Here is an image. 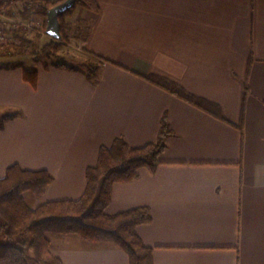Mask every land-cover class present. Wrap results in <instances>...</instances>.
I'll list each match as a JSON object with an SVG mask.
<instances>
[{"label": "crops", "instance_id": "obj_1", "mask_svg": "<svg viewBox=\"0 0 264 264\" xmlns=\"http://www.w3.org/2000/svg\"><path fill=\"white\" fill-rule=\"evenodd\" d=\"M97 2L73 20L84 26L81 53L109 60L99 83L40 63L34 87L24 79L32 69L0 65V112L22 111L0 129V178L14 164L45 169L55 180L41 198L26 193L29 205L78 199L102 146L154 142L167 117L161 165L115 184L107 213L150 208L137 231L155 264H264V0ZM148 76L210 101L220 117ZM49 239L64 264H130L109 242Z\"/></svg>", "mask_w": 264, "mask_h": 264}, {"label": "trees", "instance_id": "obj_2", "mask_svg": "<svg viewBox=\"0 0 264 264\" xmlns=\"http://www.w3.org/2000/svg\"><path fill=\"white\" fill-rule=\"evenodd\" d=\"M67 0H31L23 10L26 17L38 15L44 19V36L48 42L40 44L42 36L29 37L28 31L14 34L18 44L0 45V57L6 55H39L64 58L60 50L81 33L77 26L72 36L67 19L73 17L77 8L92 12L99 11L97 0H77L76 5L60 16L62 40L46 34L48 12ZM83 30V29H82ZM77 63L64 61L54 66L82 71L97 84L101 69L109 60L103 56L79 53ZM37 69L24 72V79L32 86L37 84ZM147 79L174 95L220 117L218 107L210 101L190 94L180 85L160 76ZM249 92L245 84L244 102ZM245 106V103H244ZM244 106L240 128H243ZM22 115V111L0 115V129ZM173 134L167 117H164L158 138L141 147H131L123 137L111 146H102L97 163L86 171V188L78 199L47 201L36 207L29 205L25 194L31 192L41 198L55 177L45 169L31 170L14 164L8 167L5 177L0 178V264H64L54 253L50 234L78 235L92 243L109 242L123 250L130 264H155L153 248L147 246L138 234L140 225L152 222L149 207L132 208L118 214L107 213L112 190L117 183H130L140 176L142 168L155 173L161 165V155L167 148V139ZM3 240H6L3 242Z\"/></svg>", "mask_w": 264, "mask_h": 264}, {"label": "rangeland", "instance_id": "obj_3", "mask_svg": "<svg viewBox=\"0 0 264 264\" xmlns=\"http://www.w3.org/2000/svg\"><path fill=\"white\" fill-rule=\"evenodd\" d=\"M25 2H30V0H7V2H3L2 3V12H4L5 14H7L9 17H15L16 15L13 14H20L21 12H23V4ZM20 16H24L26 17L24 14ZM67 22L70 25V32L71 35L73 36L75 33V30L77 28V26L79 25V23H76L73 20V17H70L67 19ZM82 26V25H81ZM84 27V26H82ZM31 29V30H29ZM21 30L24 31H28V35L29 37L33 38L36 36H42V38L39 40L40 44H44L46 42H48V38L44 36V25H43V31L39 32L37 30V28H26L24 26H21L20 30L18 32H20ZM17 32V33H18ZM81 33H77L78 37L77 38H72L59 52L60 55H62L64 58H54V57H47L44 54H39V55H19V56H6V57H0V65H6L7 63H20L22 64L24 67H27L28 69H33L34 67H36L37 65H39L40 63L45 65L46 63L51 64V63H56V62H60V61H64L67 63H77L78 60H76V58H78L79 53L82 52V41L84 39L85 36V32L81 29L80 30ZM18 44V41H15V37H13L12 39H10L6 45L8 44ZM83 54V53H82ZM16 110L12 109V108H6L4 110H2L0 112V115H4L6 113H10V112H14ZM29 194H32L31 192H29ZM29 196V195H27ZM6 240H3V242H5Z\"/></svg>", "mask_w": 264, "mask_h": 264}, {"label": "built area", "instance_id": "obj_4", "mask_svg": "<svg viewBox=\"0 0 264 264\" xmlns=\"http://www.w3.org/2000/svg\"><path fill=\"white\" fill-rule=\"evenodd\" d=\"M31 1V0H30ZM7 2V0H0V45L6 44L10 39L14 37V34L20 30L21 26L26 28H37L39 32L43 31L44 19L38 15H32L29 17L20 16V14L15 17H9L7 14L2 12V3ZM28 2L23 4V10ZM31 30V29H29Z\"/></svg>", "mask_w": 264, "mask_h": 264}, {"label": "water", "instance_id": "obj_5", "mask_svg": "<svg viewBox=\"0 0 264 264\" xmlns=\"http://www.w3.org/2000/svg\"><path fill=\"white\" fill-rule=\"evenodd\" d=\"M76 1L77 0H67L49 10L47 17L48 26L46 29V34L48 36L62 40L63 35L60 16L71 10L76 5Z\"/></svg>", "mask_w": 264, "mask_h": 264}]
</instances>
